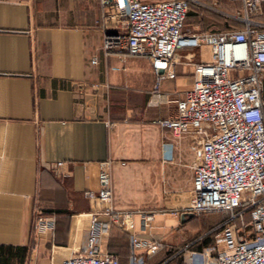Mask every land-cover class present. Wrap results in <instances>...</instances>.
Here are the masks:
<instances>
[{
	"label": "crops",
	"instance_id": "crops-1",
	"mask_svg": "<svg viewBox=\"0 0 264 264\" xmlns=\"http://www.w3.org/2000/svg\"><path fill=\"white\" fill-rule=\"evenodd\" d=\"M101 12L100 0H0V264H60L81 249L87 213L104 207L85 195L98 187L101 160L111 161L112 207L133 212L139 238L162 244L146 264L174 253L171 261H187L163 240L184 233L197 138L155 120L174 113L172 99L210 49H176L172 76L155 88L146 56L103 50ZM141 209L155 211L145 228ZM40 216L53 226L35 232ZM99 247L128 264L129 234L116 224Z\"/></svg>",
	"mask_w": 264,
	"mask_h": 264
},
{
	"label": "built area",
	"instance_id": "built-area-1",
	"mask_svg": "<svg viewBox=\"0 0 264 264\" xmlns=\"http://www.w3.org/2000/svg\"><path fill=\"white\" fill-rule=\"evenodd\" d=\"M239 1L243 10L240 28L193 32L183 29L189 0H100L103 50L146 56L156 72L155 88L162 78L172 76L171 59L176 49L202 45L210 49V58L194 65L190 87L182 97L172 99L174 113L155 122L175 135L193 133L197 138L192 196L184 206V214L227 211L231 221L239 220L240 226L232 222L217 225L222 226L216 238L222 247L214 256L203 250L198 254L202 260L196 262L191 251V262L180 263L171 261L174 253L159 264H264V114L260 78L264 71V24L252 18L263 0ZM110 163L98 162V187L85 192L104 207L87 213L84 244L60 264H120L114 253L102 252L99 247L111 224L129 234L132 251L128 264H146L148 256L162 247L156 239L138 237L131 221L132 211L116 210L110 204ZM135 213L141 228H145L155 211L141 209ZM102 214L107 219H100ZM52 226V218L42 216L32 225L35 232Z\"/></svg>",
	"mask_w": 264,
	"mask_h": 264
},
{
	"label": "rangeland",
	"instance_id": "rangeland-1",
	"mask_svg": "<svg viewBox=\"0 0 264 264\" xmlns=\"http://www.w3.org/2000/svg\"><path fill=\"white\" fill-rule=\"evenodd\" d=\"M189 4L190 15L185 18V30L187 31L218 32L240 28L242 25L243 10L239 0H189ZM252 18L264 24V0L252 12ZM162 212L166 211L162 210ZM243 221L246 224L247 217L244 216ZM231 222L237 227L240 226L239 220L231 221L227 211L215 210L191 216L184 214V233L166 237L163 241L169 246V250L180 248V252L183 251L187 261L190 262L191 254L188 255V252L194 251L195 260L199 262L201 257L198 254L206 247H209L212 256L218 248L222 247L216 241L222 226L217 227V225ZM204 239H207L209 243L199 251L197 246Z\"/></svg>",
	"mask_w": 264,
	"mask_h": 264
},
{
	"label": "trees",
	"instance_id": "trees-1",
	"mask_svg": "<svg viewBox=\"0 0 264 264\" xmlns=\"http://www.w3.org/2000/svg\"><path fill=\"white\" fill-rule=\"evenodd\" d=\"M190 5V4H189ZM188 9H189V7H188ZM188 15H190V12H189V10L187 11V14H186V16H188ZM209 243V241L206 239H204L198 246H197V249L199 250V251H201V249L203 248V246H205V245H207Z\"/></svg>",
	"mask_w": 264,
	"mask_h": 264
},
{
	"label": "water",
	"instance_id": "water-1",
	"mask_svg": "<svg viewBox=\"0 0 264 264\" xmlns=\"http://www.w3.org/2000/svg\"><path fill=\"white\" fill-rule=\"evenodd\" d=\"M186 215H187V216H191L192 213H187ZM181 219H184V213L181 214Z\"/></svg>",
	"mask_w": 264,
	"mask_h": 264
}]
</instances>
